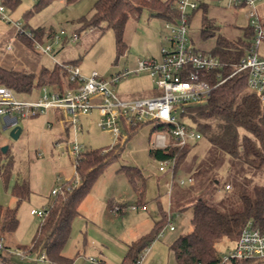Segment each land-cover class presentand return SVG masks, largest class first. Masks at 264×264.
Segmentation results:
<instances>
[{
	"label": "rangeland",
	"instance_id": "374dc122",
	"mask_svg": "<svg viewBox=\"0 0 264 264\" xmlns=\"http://www.w3.org/2000/svg\"><path fill=\"white\" fill-rule=\"evenodd\" d=\"M38 2L39 0H20L18 7L12 10L0 1V5L5 8L3 13L0 12L1 68L27 71L38 75L43 69L53 68L57 63H70V61L77 59L83 76H88L95 71L108 82L115 74L128 69L130 75L125 78L127 79L124 82L125 85L129 87L130 91L141 94L143 88L149 84L147 80L149 72L137 69L139 68L138 60L148 59L154 55L161 63L163 60L162 49H171V34L166 27V22L162 18L151 16L147 9L142 10L139 14H133L129 19L124 35L128 49L122 56H118L113 31L103 32L100 28L84 30L81 27L80 18L91 14L96 0H76L71 3L68 0H50L46 6L34 12L31 17L26 18L25 15L34 11ZM197 3L198 8L195 10L196 16L191 22L190 32L196 46L201 43L200 45L211 49L216 43L215 37L207 40L196 39L199 35L198 24L201 17V3ZM207 5L226 9L224 12L225 17H218L216 20L220 26L221 34H228L226 32L228 28L237 32L238 28L247 25L248 22L250 24L247 17V13L250 11L249 7L235 6L229 0H211L207 1ZM254 8L257 9L261 22L264 23V0H257ZM188 13L191 15L193 11L189 9ZM18 25L27 29L43 28L45 32L53 30L55 33H59L64 30L68 35L79 34V39L54 44V50L51 54H41L34 48V43L31 47L21 40L18 36ZM260 51L264 52V41ZM152 81L153 87H157V78H153ZM117 85H110V87L116 91ZM42 93L43 89L37 85L30 92L13 91L15 98L19 101H36ZM158 94H160V91ZM176 117L179 122L194 127L187 117L182 116L181 110H178ZM18 126L23 128L24 119L19 121ZM152 126V123L145 124L130 138L125 131L123 132L122 139L127 142L124 144L119 159L110 164L95 182L88 197L81 205V212L85 216V212L88 216L94 217L97 213L104 216L103 203L111 201L113 205H122V198H130L133 195V190L128 184L125 174L117 170L122 166L139 168L147 179L148 211L146 214L153 216L154 213L155 218L162 219L163 212L168 213V211H171L170 201L173 202L174 209L179 210L184 205L186 208L179 212H173L172 225L175 231H171L169 225H167L162 231V235L143 252L138 264H177L174 252L170 250V245L180 236L188 234L192 229L193 210L190 207L191 199L198 198L196 189L199 188L189 184L188 179L194 176L197 166L206 158L210 150V143L202 137L199 141L191 144V149L185 161L176 170L175 186L172 185L170 194L169 191L167 192L163 181L165 178L167 180L171 178V169L166 167L165 171H160L161 161L152 157L149 151L155 142V134L157 133V131H152ZM78 127L76 131L73 127H70L69 132L58 131V134L62 136L61 139L47 144L40 141L38 137L24 136V133L18 140H13L10 135L12 128L5 129L0 120V146L1 148L9 146V156L14 158V167L10 179H7V181L0 178V203L3 202L5 206L17 208L19 216L18 228L14 233L6 235L3 243L10 246L9 248L12 251H15L14 257L23 264L34 263L31 256L21 258L18 254L24 252L21 249L22 247L31 246L37 230L43 222V218L32 215L31 211L33 209L44 210L49 208L55 198L51 195L49 200L41 195L33 196L30 194L29 199L17 204V201L11 197V189L16 182H29V174L31 173L30 156L35 154L44 163L43 170L38 173L39 177L42 175L45 179L53 178L55 179V187H63L68 182L77 179V175H75L76 155L72 153L73 145H78L81 152L116 145L117 138L110 131L99 126L97 110L80 117ZM44 131L57 134L55 128L51 129L50 126H47L46 130L43 126L34 130L37 136H40ZM218 172L221 174L218 178L222 180L220 186L208 184L203 192V198L208 199L221 210L239 209L237 180L228 176V160ZM182 179L187 181L185 185H180ZM255 179L264 184V174H260ZM227 180L232 183V190H226L225 182ZM226 197L229 198L230 202L228 200L223 201ZM182 198L186 201L182 202ZM176 199H180L181 203L176 202ZM129 200H126L128 203H126L125 212L122 214L116 213L117 217H122L126 213H130L129 215L132 217V215L139 213L141 207L136 205V199L132 197ZM133 207H136V209H133ZM141 213L144 212L141 211ZM132 219L127 218L124 222H121L122 220H108L105 217L102 227L115 238L125 241L131 240V237L138 238L142 234L140 231L151 228L142 225L130 231L134 228ZM151 219L154 220V218ZM150 226H152V223ZM83 232H85V229L79 228V220L76 219L73 224L71 239L66 247V253L74 260V264H93L89 261V258L97 259V256L82 244ZM235 247L236 242L227 238L219 240L216 244V249L223 260L231 255ZM151 250H153L151 254L153 259L149 254ZM147 257L148 261L146 260ZM225 264L230 263L226 262ZM250 264H264V260H258Z\"/></svg>",
	"mask_w": 264,
	"mask_h": 264
},
{
	"label": "trees",
	"instance_id": "16d2710c",
	"mask_svg": "<svg viewBox=\"0 0 264 264\" xmlns=\"http://www.w3.org/2000/svg\"><path fill=\"white\" fill-rule=\"evenodd\" d=\"M0 1L12 10L20 3V0ZM74 1L76 0H68L69 3ZM49 2L50 0H39L34 11L28 12L25 17H31ZM177 2L178 0H96L91 14L82 16L80 24L84 30L100 28L103 32L113 31L118 56H122L128 49L124 35L133 14H139L147 9L151 16L175 24L180 17ZM201 8L204 11L201 37L204 40L216 38V44L210 52L219 56L225 63L223 74L230 75L235 70V64L239 63L253 44L255 31L249 24L245 37L230 40L220 33L217 21L208 16L205 3L201 2ZM193 14L189 15V18L192 19ZM262 25L264 26V23ZM51 32L50 37L53 38L55 32L53 30ZM43 35V28L23 27V30L18 31L21 40L31 47L34 40L41 41ZM208 78L216 83V72L210 74ZM61 79L62 68L58 64L53 68L43 69L38 75L0 67V85L16 92H30L35 85L43 87L58 84ZM182 116L187 117L202 137L209 141L210 150L202 163L197 166L194 174L193 186L199 189H196L198 198L191 199L192 230L177 238L171 245V250L174 252L177 264H218L223 261L216 249L219 240L227 238L237 242L242 231L249 225L258 227L264 232V184L255 179L260 174H264V106L260 97L248 89V72L245 71L217 86L208 101L187 106ZM145 124L130 129L129 138ZM163 128H166V125L156 124L152 131ZM123 147L124 144H116L110 148L93 149L79 155L76 159L75 171L82 177V183L64 195L54 198L31 246L21 248L28 256H39L44 253L50 264L74 263L72 258L64 254L72 236L74 221L80 216L81 205L93 185L105 169L119 159ZM190 149L191 145L166 150L151 148L150 154L159 161L176 157L177 163L174 169L176 171L185 161ZM227 160L228 176L237 180L240 201L239 209L228 211L221 210L208 199L203 198V192L208 184L220 186L222 180L218 178L221 175L218 171ZM13 167L14 158L9 156V150L3 153L0 146V178L9 180ZM119 171L127 175L137 196L142 199L147 186L143 172L137 167L130 166H122ZM227 184L231 185L230 190H232V183L227 180L225 186ZM11 193L17 204H20L29 199L30 184L16 182ZM225 200L229 201V198L226 197L223 201ZM183 208L186 206L184 205ZM162 215V219L155 224L148 235L129 245L123 264L140 262L143 252L167 226V213L163 212ZM18 225V209L0 204V242L6 235L14 233ZM258 260L264 259H231L228 262L250 264ZM0 264L23 263L13 254L5 251L0 252Z\"/></svg>",
	"mask_w": 264,
	"mask_h": 264
},
{
	"label": "built area",
	"instance_id": "2783aa9c",
	"mask_svg": "<svg viewBox=\"0 0 264 264\" xmlns=\"http://www.w3.org/2000/svg\"><path fill=\"white\" fill-rule=\"evenodd\" d=\"M229 1L235 6L249 7L248 18L255 31L253 44L239 63L235 64L232 74L227 76L223 74L225 63L219 56L211 52L199 51L191 45L188 10L197 9L198 3L193 0H178L180 17L175 24H167L171 34V49H162L161 63L155 58H148L141 60L138 66L139 71L146 70L152 78H157L156 86L160 94L150 98L123 100L110 85H117L122 79L128 77L130 75L128 70L115 74L108 82L95 71L89 76H83L77 64L57 63L62 68V84L44 86L43 93L36 101H19L15 98L13 89L0 85V120L4 128H15L21 119L36 118L49 112H60L67 127H73L76 131L79 128L80 117L97 110L99 126L110 131L117 138L116 144H123L124 131L128 134L130 129L142 123H152L154 127L156 124L166 125V128L158 130L155 134L153 148L165 150L172 147L183 148L199 141L202 134L195 127L179 122L176 117L178 110H181L182 114L187 106L208 101L217 86L245 71L248 72V89L260 97L264 106V55L260 51L264 41V26L257 9L254 8L257 0ZM4 11V6L0 5V12ZM21 30L23 27L18 25V31ZM78 39L79 34L68 35L62 30L55 33L51 39L52 42L34 40V48L41 54H51L54 44ZM215 72L216 83H213L208 76ZM48 126H51L50 122ZM72 153L77 159L82 152L78 145H73ZM176 163V157L163 160L160 171H165L166 167L173 171ZM75 175H77L76 180L68 182L63 187L54 188L51 195L54 197L64 195L67 191L78 187L82 183V177L76 171ZM188 182L193 184L194 178H189ZM186 183L185 180L180 181L181 185ZM225 188L230 190L231 185L227 184ZM125 209L126 207L120 204H115L112 208L115 213H120ZM47 211L48 208L33 209L31 214L44 220ZM173 219L174 213L168 211L167 225L171 231L175 229L172 225ZM162 231L158 237L162 235ZM4 245L1 241L0 252L7 251L15 254V251L5 248ZM18 256L23 258L28 255L24 251ZM31 257L36 263L50 264L44 253ZM231 259H264V232L258 227L247 226L242 231L231 255L218 264H225ZM90 261L95 264H104L95 258H90Z\"/></svg>",
	"mask_w": 264,
	"mask_h": 264
},
{
	"label": "crops",
	"instance_id": "0c3cea01",
	"mask_svg": "<svg viewBox=\"0 0 264 264\" xmlns=\"http://www.w3.org/2000/svg\"><path fill=\"white\" fill-rule=\"evenodd\" d=\"M162 1H166V0H162ZM193 1L199 2V3H201V2L205 3V6L207 8V14L210 18L217 20L218 17H223V18L225 17L224 16V12L226 11L225 8H217V7H211V6L207 5V1H211V0H193ZM203 14H204V11L201 8L200 23L198 24L199 25L198 26L199 35H197V37H196L197 40L203 39L201 37V26H202ZM195 16H196V12L192 15V19L190 17V25H191V22L194 20ZM247 17H248V13H247ZM165 22H166V27H167V24L169 22H167V21H165ZM248 27H249V22L247 25L242 26L241 28H238L237 32H235L233 29L228 28V30H226V32L228 34H222V35L225 36L226 38L230 39V40H238V39L245 37V32H246ZM51 31H49V32L44 31L45 33L43 35V39L41 40L42 42L51 41V39H52V37H50ZM189 33H190L189 36H190L191 45L193 47H195L197 50L202 51V52H210L214 48L216 43L214 44V46L211 49H207L205 46L200 45L201 43H199V45L196 46L195 42H194L193 35L190 32V30H189ZM226 35H228V36H226ZM261 53L264 55L263 51ZM150 58H155L158 60V58L154 55ZM77 61L78 60L76 59V60L70 61V63L77 62ZM140 61L141 60H138V63H137L138 66H139ZM62 63H69V62H62ZM75 64L79 65L78 62ZM144 71L148 73V71H146V70H144ZM125 80L127 81V79H123L122 82H120L119 85H117V87L115 88L117 91V94L123 100H133V99H138V98H150V97L157 96L159 93L158 88L153 87V84H152L153 78L150 77L149 73L147 75V80H148L149 84H147L143 88V90L141 91V94H139V92L130 91L129 87H127L124 83ZM61 84H62V79H61L60 83L54 84V85H61ZM54 85H46V86H54ZM43 87H40V88H43ZM63 120H64V118L60 112H54V113L49 112L46 115H42V116H39L36 118L24 119V126L22 128L21 136L23 135V133L25 134L24 136H28V137L29 136H33V137L35 136V137H38L40 139V141H43L47 144H50L51 142H55L57 139H61L62 136L60 134H58V131L69 132L70 128L67 127V124L65 122H63ZM49 122L51 123V126H50L51 129L55 128V130L57 131L56 132L57 134L48 133V132L44 131V132H42V134H40V136H37L36 135L37 133L34 132L35 128L43 126L44 130H46ZM153 127L154 126H152V129H153ZM81 128H82V126H81ZM126 142L127 141L125 140L123 144H125ZM108 148H110V147H108ZM151 148H153V145L151 146ZM30 159H31V165H30L31 173L29 174V182L28 183L30 184L31 194L33 196L34 195L35 196L41 195V196L46 197L47 199L50 200L51 192L54 188H56L55 187V179H53V178L52 179H45L44 177H42V175L39 177L38 173L40 170L41 171L43 170V168H44L43 164L44 163L35 154L31 155ZM35 167H37V168H35ZM117 171H119V170H117ZM119 172H121V171H119ZM171 173H172L171 178H169L168 180L165 178L163 181L165 183V188H167V192L169 191L170 194L172 192V185L175 186L176 171L171 170ZM125 176H126V179L128 181V184L130 185V187L133 190V195L130 198H128V197L122 198L121 201L124 203V204L122 203V205L126 206V203H128V201H126V200L127 199L131 200V198L133 197L136 199V205L141 207L139 213H136V215H134V216L132 215V217L129 215L130 213H126L125 215H122V217H117V214L115 212H113V210H112L114 205L111 203V201H109L108 203H106V202L103 203L104 212H105L104 216L103 215L101 216L100 213H97L96 215H94V217L88 216V214L86 212H85V214H86V216H85L81 212L82 211L81 210L82 207H81L80 208V216L77 218L79 220V228L85 229V232H83V234H82V244H84V246L88 247L90 251L92 250V253H95L94 255L97 256V260L99 262L104 263V264H123L124 258L126 256L128 250H129V245L132 242L138 241L142 237L148 235L152 231V229L154 228L155 224L161 220L158 217L155 218L156 216H154V213H153V216L146 214V212L148 211V209H147L148 199H147V195H146L147 194V186H146L145 194L141 199L137 196V194H136L135 190L133 189V186L131 185L126 174H125ZM191 177L194 178V183L191 184L193 186L195 184V177L194 176H191ZM191 177H189V178H191ZM7 188H8V186H7ZM11 197L14 198L12 193H11ZM176 200H177L176 202L181 203L180 199H176ZM184 200L185 199L182 198V202ZM0 204L3 205V202H1ZM170 208H171L172 212H179L180 210L184 209L183 207L179 210L174 209V204L172 201H170ZM141 209H143V210H141ZM141 211L144 213H141ZM124 212H125V210L120 212L119 214H122ZM105 217L108 220L109 219L115 220V221L122 220L121 222H124L127 218H133L132 222L134 224V226H133L134 228L130 229V231H132L135 228H139L142 225H144L145 227L147 225V227H151V228H148V230H146V228H145V230H142L143 232L140 231L142 234L138 238L134 239L131 237V240H126V241L120 240V239H117L114 236H112L110 234V232L108 233V231L102 227V223L105 222L104 221ZM151 218H154V220H152ZM151 223H152V226H150ZM173 231H175V229ZM6 246H8V245H6ZM8 247H10V246H8ZM170 250H171V245H170ZM152 251L153 250L150 251V253H149L150 255L153 253ZM64 254L67 256L66 249H65ZM67 257H69V256H67ZM151 257L153 259V255H151ZM146 260L148 261V257ZM89 261H90V258H89ZM91 263H93V262H91ZM93 264H95V263H93Z\"/></svg>",
	"mask_w": 264,
	"mask_h": 264
},
{
	"label": "water",
	"instance_id": "95a60500",
	"mask_svg": "<svg viewBox=\"0 0 264 264\" xmlns=\"http://www.w3.org/2000/svg\"><path fill=\"white\" fill-rule=\"evenodd\" d=\"M21 134H22V127L21 126H16L15 128H13L11 130V133H10L11 138L13 140H18L20 138ZM8 150H9V146H4L2 148L3 153H6Z\"/></svg>",
	"mask_w": 264,
	"mask_h": 264
}]
</instances>
